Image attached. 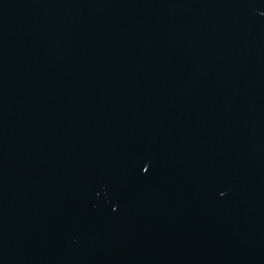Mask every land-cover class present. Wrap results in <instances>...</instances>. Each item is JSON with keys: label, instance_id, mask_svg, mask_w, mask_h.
<instances>
[{"label": "water", "instance_id": "1", "mask_svg": "<svg viewBox=\"0 0 264 264\" xmlns=\"http://www.w3.org/2000/svg\"><path fill=\"white\" fill-rule=\"evenodd\" d=\"M0 264H264V0H0Z\"/></svg>", "mask_w": 264, "mask_h": 264}]
</instances>
